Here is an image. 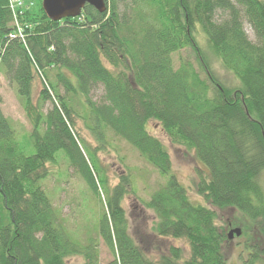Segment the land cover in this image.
<instances>
[{
    "label": "trees",
    "instance_id": "16d2710c",
    "mask_svg": "<svg viewBox=\"0 0 264 264\" xmlns=\"http://www.w3.org/2000/svg\"><path fill=\"white\" fill-rule=\"evenodd\" d=\"M104 1L102 12L86 4L60 20L45 14L42 0L25 4L17 18L23 37L10 38L14 18L0 0V74L15 86L33 148L25 153L0 106V264H69L73 256L82 264H232L229 224L242 227L240 264H264V0ZM182 49L195 63L180 57L174 67L172 54ZM98 85L103 95L95 102ZM76 117L97 147L81 137ZM151 120L204 167L194 187L205 204L173 174ZM108 131L165 178L143 205L154 214V235L187 241V258L171 245L151 259L130 233L122 201L131 176L110 185L97 157ZM59 156L100 206L83 242L42 184ZM214 208L238 216L219 225ZM100 240L110 253L103 263Z\"/></svg>",
    "mask_w": 264,
    "mask_h": 264
},
{
    "label": "rangeland",
    "instance_id": "374dc122",
    "mask_svg": "<svg viewBox=\"0 0 264 264\" xmlns=\"http://www.w3.org/2000/svg\"><path fill=\"white\" fill-rule=\"evenodd\" d=\"M30 1V2H29ZM37 0H26V5H32ZM221 16V13L218 15ZM245 30L252 39V31L245 23ZM201 37V36H200ZM187 58L193 63L194 55L190 49H182L178 53L172 54V62L174 67L179 64V58ZM211 63L214 71L220 76L224 72L214 58L211 57ZM36 89L41 87L39 81L35 82ZM36 90V91H37ZM60 93H64L61 88ZM0 95L1 110L3 114L10 120L15 129V133L19 143L25 153L30 154L33 151L30 141L29 132L31 124L23 111L15 86L8 79L0 74ZM103 95V89L100 85L96 86L91 92V99L95 102L100 101ZM79 111L78 102L75 106ZM76 128L86 144L90 147H97L96 140L86 128L84 121L76 117ZM148 129L152 134L157 136L167 147L172 161V172L177 179L188 189L191 199L197 202L205 201L197 194L194 187L198 179L199 168L205 172L204 167L196 160L192 151L181 145L171 144L168 137L160 127V125L151 120L148 123ZM106 142L104 148L98 151L97 157L103 169L106 172L108 183L114 185L118 182L119 177L129 174L132 181V190L124 196L122 207L125 210L129 223V230L135 240L145 249L146 254L151 259H157L161 254H167L169 246L179 247L182 251V257L189 256V247L186 240L173 238H160L153 234L151 225L154 222V214L151 210L146 209L143 201L149 199L150 194L160 185L164 184L165 178L157 172L150 164H148L132 145L118 138L112 132H106ZM51 174L42 182L45 192L51 198L60 218L64 219L67 228L74 235L77 241L83 242L88 234L93 233L96 217L100 211V206L93 193L89 192L84 182L72 173V169L62 156L57 158L54 165H48ZM264 184V173L260 177ZM208 205V204H206ZM216 212V222L223 225L230 223L237 218V213L232 208H214ZM232 225V224H231ZM233 227V225H232ZM242 230L241 225L234 226ZM230 239L225 254L228 261L232 264H240V240ZM99 258L103 263L110 259V253L106 246L100 240L99 242ZM69 264H82L81 257L68 258Z\"/></svg>",
    "mask_w": 264,
    "mask_h": 264
},
{
    "label": "water",
    "instance_id": "95a60500",
    "mask_svg": "<svg viewBox=\"0 0 264 264\" xmlns=\"http://www.w3.org/2000/svg\"><path fill=\"white\" fill-rule=\"evenodd\" d=\"M86 4L99 12L106 9L104 0H42V8L45 14L53 20L78 16ZM240 234V228H233L227 235L228 239H231L234 235L239 236Z\"/></svg>",
    "mask_w": 264,
    "mask_h": 264
},
{
    "label": "built area",
    "instance_id": "2783aa9c",
    "mask_svg": "<svg viewBox=\"0 0 264 264\" xmlns=\"http://www.w3.org/2000/svg\"><path fill=\"white\" fill-rule=\"evenodd\" d=\"M9 8L14 18L15 28L14 31L9 35L10 38L23 37V30L17 22L18 14L22 12L25 5L24 0H8Z\"/></svg>",
    "mask_w": 264,
    "mask_h": 264
},
{
    "label": "flooded vegetation",
    "instance_id": "af4514ba",
    "mask_svg": "<svg viewBox=\"0 0 264 264\" xmlns=\"http://www.w3.org/2000/svg\"><path fill=\"white\" fill-rule=\"evenodd\" d=\"M229 227H230V229H231V228H234V226H233V227H231V225H230V224H229ZM232 239H233V238H232Z\"/></svg>",
    "mask_w": 264,
    "mask_h": 264
},
{
    "label": "bare ground",
    "instance_id": "6f19581e",
    "mask_svg": "<svg viewBox=\"0 0 264 264\" xmlns=\"http://www.w3.org/2000/svg\"><path fill=\"white\" fill-rule=\"evenodd\" d=\"M23 8H25V5H24V7Z\"/></svg>",
    "mask_w": 264,
    "mask_h": 264
}]
</instances>
